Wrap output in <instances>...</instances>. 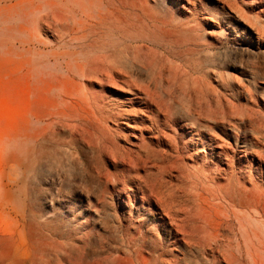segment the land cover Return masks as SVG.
<instances>
[{"label":"rangeland","instance_id":"374dc122","mask_svg":"<svg viewBox=\"0 0 264 264\" xmlns=\"http://www.w3.org/2000/svg\"><path fill=\"white\" fill-rule=\"evenodd\" d=\"M0 264H264V0H0Z\"/></svg>","mask_w":264,"mask_h":264}]
</instances>
